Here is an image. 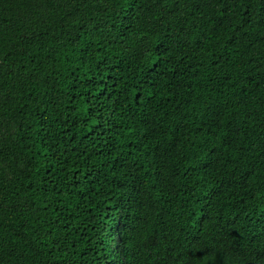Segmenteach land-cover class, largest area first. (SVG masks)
Listing matches in <instances>:
<instances>
[{
	"label": "trees",
	"instance_id": "1",
	"mask_svg": "<svg viewBox=\"0 0 264 264\" xmlns=\"http://www.w3.org/2000/svg\"><path fill=\"white\" fill-rule=\"evenodd\" d=\"M0 264H264V0H0Z\"/></svg>",
	"mask_w": 264,
	"mask_h": 264
}]
</instances>
